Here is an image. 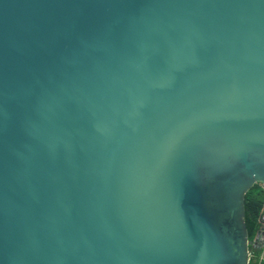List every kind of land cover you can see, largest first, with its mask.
Returning <instances> with one entry per match:
<instances>
[{"label":"water","instance_id":"1","mask_svg":"<svg viewBox=\"0 0 264 264\" xmlns=\"http://www.w3.org/2000/svg\"><path fill=\"white\" fill-rule=\"evenodd\" d=\"M264 190V0H0V264H247Z\"/></svg>","mask_w":264,"mask_h":264},{"label":"trees","instance_id":"2","mask_svg":"<svg viewBox=\"0 0 264 264\" xmlns=\"http://www.w3.org/2000/svg\"><path fill=\"white\" fill-rule=\"evenodd\" d=\"M264 195L263 188L258 184H253L244 194V221L248 237L252 238L257 230L256 216ZM253 257L249 258L247 264H256L255 255L257 250L252 248Z\"/></svg>","mask_w":264,"mask_h":264},{"label":"built area","instance_id":"3","mask_svg":"<svg viewBox=\"0 0 264 264\" xmlns=\"http://www.w3.org/2000/svg\"><path fill=\"white\" fill-rule=\"evenodd\" d=\"M256 222H257L256 232H259L261 234L262 243H261V248L257 250V254L254 257L256 259V264H264V195L259 210L257 212ZM253 237L250 238V240H252ZM252 257H253V251H252V247L250 246L248 248V261L249 258Z\"/></svg>","mask_w":264,"mask_h":264}]
</instances>
